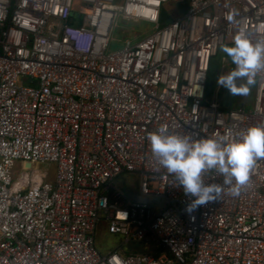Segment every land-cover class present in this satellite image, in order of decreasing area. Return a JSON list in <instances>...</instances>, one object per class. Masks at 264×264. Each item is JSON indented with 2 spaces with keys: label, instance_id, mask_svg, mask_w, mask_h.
<instances>
[{
  "label": "built area",
  "instance_id": "built-area-1",
  "mask_svg": "<svg viewBox=\"0 0 264 264\" xmlns=\"http://www.w3.org/2000/svg\"><path fill=\"white\" fill-rule=\"evenodd\" d=\"M182 3L0 0V264H264V158L239 196L204 171L223 191L189 213L148 141L163 129L223 144L264 126V69L251 109L206 102L219 49L237 34L264 42V0H189L184 13ZM118 19L151 32L111 51ZM46 163L54 184L37 169ZM125 173L165 206L127 201L113 184ZM102 216L110 234L157 251L100 254Z\"/></svg>",
  "mask_w": 264,
  "mask_h": 264
},
{
  "label": "clouds",
  "instance_id": "clouds-1",
  "mask_svg": "<svg viewBox=\"0 0 264 264\" xmlns=\"http://www.w3.org/2000/svg\"><path fill=\"white\" fill-rule=\"evenodd\" d=\"M231 19V17L229 18ZM235 66L216 80V86L232 96H247L258 71L264 69V42L252 43L243 34L233 38L232 46L220 49ZM152 156L173 175L185 196L192 198L186 211L218 200L223 191L219 184H206L202 173L215 170L232 185L231 195L239 196L250 179L256 161L264 158V126L249 127L239 140L220 143L213 139L193 140L191 136L167 134L160 129L148 136Z\"/></svg>",
  "mask_w": 264,
  "mask_h": 264
},
{
  "label": "rangeland",
  "instance_id": "rangeland-1",
  "mask_svg": "<svg viewBox=\"0 0 264 264\" xmlns=\"http://www.w3.org/2000/svg\"><path fill=\"white\" fill-rule=\"evenodd\" d=\"M174 7L175 3H172L169 7L170 13L173 12V10H176ZM174 14L177 15V12H175ZM150 32L151 27L145 26L142 23H127L118 19L115 26L113 27L110 50H119L123 48L124 42L126 40H129L133 43L141 39L144 35L149 34ZM220 49L217 54V57H215L212 62L215 65L214 69L217 70L219 74L224 75L231 70L233 64L230 62V59L226 56V54H224ZM210 90V101L215 99L219 101L220 97H218L217 95L218 87L215 88L211 85ZM240 97L241 99H243V105L245 106V108L251 109L253 104V92H251L250 90V93L247 96ZM37 169L41 173H45L47 175V181L49 183H55L57 173L56 164H40L38 165ZM113 184L123 193L125 199L129 202L147 204L152 211H158L159 209L165 206V201L163 199L140 196L138 191L139 179L134 174H122L114 180ZM94 244L97 251L102 255H105L115 250H119L124 256L143 255L151 252L155 253L157 251V247L155 246L147 245L145 243L136 241L126 242L125 237L121 235L110 234L108 231V223L106 222L104 216L101 217L99 223L97 224L94 236Z\"/></svg>",
  "mask_w": 264,
  "mask_h": 264
},
{
  "label": "trees",
  "instance_id": "trees-1",
  "mask_svg": "<svg viewBox=\"0 0 264 264\" xmlns=\"http://www.w3.org/2000/svg\"><path fill=\"white\" fill-rule=\"evenodd\" d=\"M214 64L211 62L210 66V72L208 76V81H207V88H206V102L210 101L209 97L211 95V85L217 88L216 86V80L219 77V73L217 70L214 69ZM233 69V65L231 70ZM230 70V71H231ZM214 72V73H213ZM251 92H253V88H251ZM218 97H220L219 100V109L223 111L230 110L232 108H236L239 106H244L243 105V99H241L240 96H232L228 94L223 88H218ZM246 100V98H245Z\"/></svg>",
  "mask_w": 264,
  "mask_h": 264
},
{
  "label": "water",
  "instance_id": "water-1",
  "mask_svg": "<svg viewBox=\"0 0 264 264\" xmlns=\"http://www.w3.org/2000/svg\"><path fill=\"white\" fill-rule=\"evenodd\" d=\"M188 2H189V0H183V3L180 5V11H181V13H184V12H186V10H187V8H188ZM171 22V19H164V20H162V23H170ZM27 168H30L31 167V165L30 164H26L25 165Z\"/></svg>",
  "mask_w": 264,
  "mask_h": 264
}]
</instances>
